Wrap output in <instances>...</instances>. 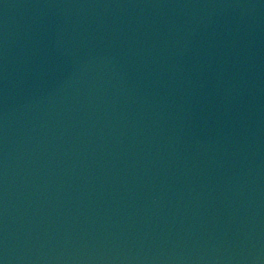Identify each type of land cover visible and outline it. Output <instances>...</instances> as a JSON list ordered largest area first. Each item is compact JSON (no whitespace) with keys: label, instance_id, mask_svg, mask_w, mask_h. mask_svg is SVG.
<instances>
[{"label":"water","instance_id":"95a60500","mask_svg":"<svg viewBox=\"0 0 264 264\" xmlns=\"http://www.w3.org/2000/svg\"><path fill=\"white\" fill-rule=\"evenodd\" d=\"M0 264H264V0H0Z\"/></svg>","mask_w":264,"mask_h":264}]
</instances>
